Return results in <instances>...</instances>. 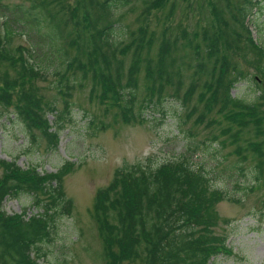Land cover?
<instances>
[{"label": "trees", "instance_id": "1", "mask_svg": "<svg viewBox=\"0 0 264 264\" xmlns=\"http://www.w3.org/2000/svg\"><path fill=\"white\" fill-rule=\"evenodd\" d=\"M168 1L150 0L143 17ZM262 1L227 0L225 8L211 5L214 20L191 32L185 28L178 31L179 26L174 31L165 27L159 33L163 38L158 54L152 56V41L157 32L154 29L140 26L137 32L120 36L123 27L114 15L127 0H104L102 4L96 0H77L76 4L69 0H28L27 3L0 0V15L5 18L3 31L0 26V119L13 115L21 120L23 132L34 140L40 131L53 142V132L47 131L48 112L55 113L54 119L60 125L61 121H67L69 103L64 110L57 106L56 97L52 103H45L37 80H46V71L53 68L50 74L58 76L54 86L64 95L91 74L95 94L102 92L101 95L110 98V105L121 101L129 110L138 94V74L143 71L142 102L157 100L159 96V105L165 87L176 85V94L181 90L187 103L193 91L200 87L199 98L206 104L204 110L217 109L223 116L217 122H225L223 134L233 138L242 156L234 163L241 170L240 176L229 177L238 187L235 190L260 187L264 185V105L259 97H264V88L253 100L232 95V88L246 74L239 61L232 58L235 52L230 50L235 47L243 56L248 50L253 51L256 56L248 61L261 72L263 79H260L264 81V42L253 38L249 24L251 9ZM44 28L49 31L42 32ZM174 33L176 38L172 39ZM15 36H27L30 45L13 48ZM181 37L184 46L188 45L194 53L190 62L180 58L177 43ZM118 51L123 58L129 57L128 63L121 61L116 65L111 60L110 56L115 53L117 56ZM47 52L55 55L51 65L47 63ZM185 75L194 84L183 90ZM254 82L258 84L260 80L256 77ZM218 136L214 134L206 148H212L213 154L221 151ZM192 147L195 146L191 144ZM246 161L256 162L257 174L254 182L244 186L237 179L247 181L249 171L242 166ZM0 163L9 171L0 178V264H40L33 257V249L53 239L56 216L68 212L72 202L63 196L60 175L41 173L36 168L23 169L5 159H0ZM222 164L217 161L208 169L190 163L183 156L155 168L141 163L121 168L107 186L98 189L92 207L104 257L111 264L125 260L140 264H208L225 249L222 239L213 234V204L221 194L242 202L232 191L211 183L209 174H216L223 168ZM21 191L30 192L36 202L41 194L47 195L50 200L38 203L44 212L30 219L9 214L4 209V200Z\"/></svg>", "mask_w": 264, "mask_h": 264}, {"label": "rangeland", "instance_id": "2", "mask_svg": "<svg viewBox=\"0 0 264 264\" xmlns=\"http://www.w3.org/2000/svg\"><path fill=\"white\" fill-rule=\"evenodd\" d=\"M69 1L73 4L77 2ZM96 1L102 4L104 0ZM127 1L118 7L114 15L123 27L120 36L126 37L129 31L137 32L140 26L154 29L153 31L157 32L150 51L154 56L159 51L163 38L159 33L163 28L174 31L179 26L178 31L185 28L191 32L195 27H204L208 21L214 20L211 5L218 4L225 8L227 0H169L162 7L152 9L147 17H143V14L148 12L150 0ZM91 6L96 7V4L91 3ZM3 20L4 16L0 15L2 31ZM249 22L253 38L264 42V1L260 6L251 9ZM48 31V28L42 30L44 33ZM171 38H176L175 33ZM28 40L27 36H15L12 47L29 46ZM183 40L181 37L177 43L180 58L190 62L194 53L188 45L184 46ZM236 50L232 47L230 53L235 52L232 58L239 61L246 76L232 88V95L253 100L256 94H262L264 88L261 72L248 61L256 54L248 50V54L243 56L242 52L238 53ZM45 56L48 65L53 64L55 55L47 52ZM110 58L116 65L121 61H129V57L123 58L119 51L117 56L115 53ZM52 71L53 68L49 72L46 71V80H37L42 89V98L45 103H52L56 97L57 106L61 110L69 103V113H66L65 118L67 121H61L60 125L54 119L55 113L48 112L50 122L47 131L53 132V142L40 131L34 140L30 134L23 132L19 122L21 120L13 115L0 119V159L13 160L23 169L36 168L41 173L60 175L63 196L70 203L72 201L71 210L56 216V232L53 233V239L39 243L40 248L33 249L34 254L38 255V261L43 264H111L103 255V241L92 216L98 189L107 186L121 168H129L136 163L155 168L186 156L190 163H199L208 169L217 161L222 164L223 160V168L216 174H209L211 183L242 198V202L238 203L221 194L213 204V234L222 239L221 244L226 248V253H219L209 264H264V185L252 190H235L238 187L229 177L232 176L233 179L236 175L240 176L241 170L237 165L234 167V163L242 156L236 149L233 138L223 134L225 122H217L223 116L218 114L217 109L211 112L204 110L206 104L199 98L200 87L193 91L192 98L187 103L183 101L181 90L176 94V85L165 87L163 101L159 105V96L157 100L154 98L153 101L148 99L147 103L142 102L145 95V78L144 72L140 71L138 94L132 109L129 110L121 101L116 100L113 106L110 105V98L106 94L101 95L102 92L95 94V81L91 74L85 76L75 87H71L66 95L59 93L58 88L54 86L58 76L50 74ZM124 71L127 72V69L124 68ZM127 77L128 73L125 74L124 80ZM256 77L260 80L258 84L254 82ZM190 83L194 84L188 75H185L183 90L187 89ZM259 100L264 105V97H259ZM153 102L155 103L151 104ZM202 112L204 116L200 121L199 115ZM213 118L216 122L211 121ZM214 134H219L218 139L222 143V146L219 145L221 151L218 154H213L210 147L206 149ZM247 137L258 138L254 135ZM191 139L190 143L195 146L192 148L189 143ZM196 142L199 146H196ZM255 163L246 161L242 164L249 171V177L246 182L237 179L238 182L247 186V183L255 181ZM8 173L7 168L0 163V178ZM42 198L46 200L48 196L43 194ZM4 209L8 213H17L25 218L43 211L34 202V196L27 191L7 197L4 200ZM228 248L232 250L231 253ZM117 264L140 263L125 260Z\"/></svg>", "mask_w": 264, "mask_h": 264}]
</instances>
